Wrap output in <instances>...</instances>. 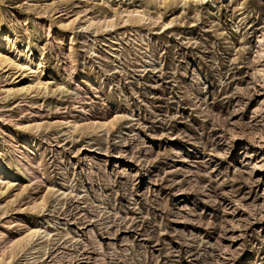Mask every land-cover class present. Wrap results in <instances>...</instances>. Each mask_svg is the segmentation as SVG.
<instances>
[{
    "label": "rangeland",
    "instance_id": "1",
    "mask_svg": "<svg viewBox=\"0 0 264 264\" xmlns=\"http://www.w3.org/2000/svg\"><path fill=\"white\" fill-rule=\"evenodd\" d=\"M0 41V264H264V0H0Z\"/></svg>",
    "mask_w": 264,
    "mask_h": 264
},
{
    "label": "bare ground",
    "instance_id": "2",
    "mask_svg": "<svg viewBox=\"0 0 264 264\" xmlns=\"http://www.w3.org/2000/svg\"><path fill=\"white\" fill-rule=\"evenodd\" d=\"M164 2L165 1H168V0H163ZM170 1V0H169ZM129 12V15L133 14V15H136L140 20H143L146 18V14L144 13L143 10H139V9H135V10H131V11H128ZM3 42L0 41V45H2ZM11 62V59L10 57L0 49V64H7V63H10ZM35 85V84H34ZM45 86V85H44ZM1 176H5L6 178H14L15 175L13 173H9L7 172L4 168H2V166L0 165V177ZM3 178V177H2ZM4 180V179H3Z\"/></svg>",
    "mask_w": 264,
    "mask_h": 264
}]
</instances>
